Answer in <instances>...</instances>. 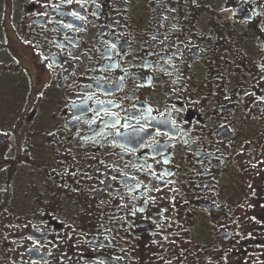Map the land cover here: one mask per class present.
Returning <instances> with one entry per match:
<instances>
[{
    "label": "flooded vegetation",
    "instance_id": "af4514ba",
    "mask_svg": "<svg viewBox=\"0 0 264 264\" xmlns=\"http://www.w3.org/2000/svg\"><path fill=\"white\" fill-rule=\"evenodd\" d=\"M0 264H264V0H0Z\"/></svg>",
    "mask_w": 264,
    "mask_h": 264
}]
</instances>
